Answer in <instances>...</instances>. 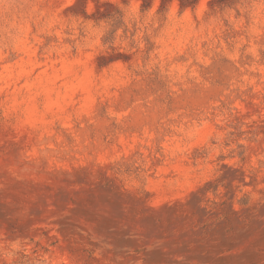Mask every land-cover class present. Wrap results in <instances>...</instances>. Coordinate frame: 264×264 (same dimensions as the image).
Returning a JSON list of instances; mask_svg holds the SVG:
<instances>
[{"label":"rangeland","instance_id":"obj_1","mask_svg":"<svg viewBox=\"0 0 264 264\" xmlns=\"http://www.w3.org/2000/svg\"><path fill=\"white\" fill-rule=\"evenodd\" d=\"M0 264H264V0H0Z\"/></svg>","mask_w":264,"mask_h":264}]
</instances>
